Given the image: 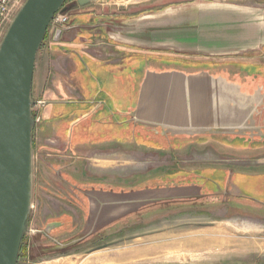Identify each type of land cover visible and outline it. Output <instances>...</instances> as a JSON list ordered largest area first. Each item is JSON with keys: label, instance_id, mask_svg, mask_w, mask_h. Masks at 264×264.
<instances>
[{"label": "crops", "instance_id": "0c3cea01", "mask_svg": "<svg viewBox=\"0 0 264 264\" xmlns=\"http://www.w3.org/2000/svg\"><path fill=\"white\" fill-rule=\"evenodd\" d=\"M179 1L126 0L127 5H134L125 7V11L108 13L101 22L96 18L103 15L102 8L91 5L105 6L107 1L73 7L70 17L76 20L65 27L58 44L71 48L73 67L68 78L74 92L83 89L93 92L97 82L103 84L101 92H109L113 78L123 81L121 73L116 74L111 70L103 73L98 65L99 60L110 58L115 53H119L120 58L128 53H144L151 55L156 62L170 53L180 58L187 57L186 54L194 57L202 54L203 58L216 61L241 59L249 64L255 59L254 56L248 54L239 58L235 55L264 46V8L248 4ZM92 34L104 39H96L98 42H95L90 38ZM67 57L49 56L46 67L39 69L43 86L49 65L56 72L57 80L66 77L62 64ZM82 63L87 71L83 70ZM93 63L97 64L92 67V72ZM218 67L194 70L185 67L142 68L135 88L134 105L119 112L123 116L119 122L124 125L120 133L133 142L120 140L116 143L109 138L92 142L97 143L93 146L114 140L107 144H118L123 153H128V147L134 146L135 150L131 149L130 152L174 155L188 146L213 145L226 136L233 140L240 137L245 142L256 140L252 132L256 110H264V92L258 88L257 73L250 69L242 73L244 70ZM36 72L37 61L34 76ZM103 74L105 79L111 78L110 82L101 80ZM94 82L96 87L93 86ZM65 87L64 82L53 84L57 95L63 94ZM54 91H49V99L45 98V92L41 98L45 101L41 112L43 126L44 119L50 114L51 118L66 114L49 109V105L62 104L60 100H54L58 98ZM98 103L100 107L104 106V102ZM90 108L70 110V142L73 148L89 143L84 128L87 123L92 124L91 120H87L95 113L94 110L90 112ZM129 125L137 127L136 132L129 134ZM63 137L67 138V134L64 133ZM241 151L246 155L255 153L245 144ZM82 152L72 149L71 166L54 168L58 178L56 185L50 188L51 184L47 182L41 184L47 188V191L42 189L45 195L41 192L39 197L41 227L37 228L36 215L30 213L31 232L24 241L23 258L19 257L18 264H176L179 255L217 262L223 261L226 256L234 262L235 251L239 252L244 243L235 240V224L230 229L223 223L228 224V221L240 220L241 217L261 220L254 214L246 213L248 209L234 204L247 198L257 212L264 210V199L258 193L251 192L253 180L264 176L262 162L243 167L223 164L187 167L176 162L148 167L145 162L135 165L126 163V169L125 165L119 166V179L114 181L112 174L85 176L87 171L83 170ZM127 166H132L133 171H129ZM54 193L57 203L55 212L60 210L56 215H52V206L47 201ZM208 206L213 208L212 215L193 217L189 213H181ZM31 212H34L33 209ZM200 217L212 223L205 226L191 223L193 219L201 220ZM141 221L152 225L143 233L135 234L132 241L122 239L120 244L111 247L81 251L87 242L96 240L93 236L100 231L111 229L103 238ZM81 223L82 228L79 226ZM41 229L50 231L43 232ZM68 240L72 248L62 253L56 252L67 247Z\"/></svg>", "mask_w": 264, "mask_h": 264}, {"label": "rangeland", "instance_id": "374dc122", "mask_svg": "<svg viewBox=\"0 0 264 264\" xmlns=\"http://www.w3.org/2000/svg\"><path fill=\"white\" fill-rule=\"evenodd\" d=\"M25 0L22 1V3ZM76 0H68L65 4L66 6H69V10L67 11L68 14V20L69 23L72 21H75L76 18L70 17L72 5L75 3ZM107 1V4L105 6H102L101 4H95L94 6L91 5V7H96L97 9L102 8V14L101 17H97L96 21L101 22L103 20L102 17L107 16L108 13H118L120 11H125V7H132L134 4H128L126 3V0H103L99 1L102 3H105ZM136 0H133V2ZM98 2V1H96ZM130 2V1H129ZM179 2H221V3H231V4H240L245 5L248 4L250 6H254L256 8H264V0H180ZM94 3V2H93ZM92 3V4H93ZM120 3H123L125 6H121ZM127 5V6H126ZM89 7V6H88ZM20 8V7H19ZM18 8V9H19ZM122 9V10H121ZM17 12V11H16ZM15 12V14H16ZM107 13V14H106ZM14 14V15H15ZM13 15V16H14ZM13 18V17H12ZM11 18V20H12ZM111 20V18L109 19ZM114 20H119L114 19ZM112 21V20H111ZM64 24L63 26H70V24ZM77 21L75 22V24ZM3 30V29H2ZM1 30V32H2ZM5 32V31H4ZM49 34L48 38L45 40V42H42L38 52H37V74L33 77V83H32V100L41 99L44 97L45 92V98L49 99L50 92L54 91L53 84L58 82H64L65 84V91L63 94H58L56 91L55 95H57L58 98H54V100H60L62 104H52L49 105V109L56 110L60 112L61 114L66 113L64 116H53L51 118V114L48 118L44 119V126L42 122H40L33 130V203L34 208L32 207L34 213L36 215L35 223L37 225V228L41 227V208L39 205V197L41 195V192L45 195L44 191H47V188L42 187L41 184L47 182L48 184L56 185L55 182L57 181V174L55 173L54 168H57L58 166L63 165H70L72 161V149L74 151L83 150L81 153L82 156V166L83 170L85 169V172L87 171V174L85 176H91V175H103L106 174L109 176V174H112V180L117 181L119 176L117 175V172L120 170L119 166L125 165L126 169V163L129 165H135L137 162L142 163L145 162L148 167H153L155 165H164V164H171L173 162H176L177 165L181 166H190V167H196L199 165H205V164H223L226 166L237 165L240 167L246 166V165H253L257 164V162L264 163V110H256V122L254 124V130L252 131L254 133V137H256V140H250L249 142H245L240 137H235L234 140L230 139V137L226 136L224 140H218L217 143H212L213 145H208L204 147L199 146H188L184 150L180 152H176L173 154L168 153H144L139 154L138 152H134L135 148L134 146H129L128 153H123L119 149L120 147L118 144H107L111 143L115 140V142H120V140H123L125 142L126 136L120 133V130H123L124 125L119 122V120L123 119V116L119 114L121 111H125L127 107H132L134 105L135 96H136V86L138 82V78L141 73L142 68H146L148 66H159L161 68L165 67H185L188 69H201V68H211V69H217V66L219 69H229L235 71V69L244 70L242 73H247L248 69L252 70V72L257 73V78L259 82L258 88L261 92H264V46L261 48H258L255 51L247 52L245 54H238L235 56L241 57H247L246 55L250 54L249 56H254L255 58L252 63L244 62V60L241 59H234L223 62V60H213V59H207L203 58L204 55L199 54L197 57L189 56L186 54L187 57L180 58L176 57L174 55L167 54L164 56H161L162 60L154 61V59H151V55L147 54H139L136 55L135 53H128L121 56L119 53H115L113 56H110V58H107L105 60H99L98 65L101 67V72H108L111 70V72H115L116 74L121 73L123 77V81H119L116 78H113V83L111 81V89H109V92L102 91V85H100L99 82H94L93 86L96 87V89L93 92H90L88 89H83V91H76V93L73 90L72 85L70 84V78H68V73L73 67L72 63V53L69 52L66 58V62L62 64V71L64 72L65 78H60V80L56 79V72L54 71L53 67L51 65L47 68V74H46V83L44 86L42 85V81L39 77V69L41 67H46V63L49 60V56L51 55H57V50L54 49L55 47H60L64 50L70 51L71 48H64L61 44H58L60 40L62 39L61 36L58 41H55L54 43H50L49 41ZM97 35L92 34L90 37L91 40L95 41L96 39L103 40L104 38H95ZM89 38V39H90ZM98 42V41H95ZM94 50V48H92ZM189 56V57H188ZM124 59L123 63L122 60ZM153 60V61H150ZM247 61V60H246ZM107 62L112 63L114 65H109ZM120 62L122 64H120ZM210 63L211 65H204V63ZM97 63H93L91 65V70L93 72L92 67H94ZM85 66V65H84ZM86 68V66H85ZM111 68V69H110ZM87 69V68H86ZM132 70H136L135 73H132ZM67 73V74H66ZM115 74V75H116ZM132 74L133 78H130V75ZM260 76V77H258ZM115 77V76H114ZM101 80H106L107 83L110 82L111 78L108 77L105 79V74H103V78ZM135 81V84L132 85V82ZM98 86L100 88H98ZM46 87H48L46 89ZM68 87V88H67ZM257 88V89H258ZM101 92V93H100ZM43 96V97H42ZM262 98L264 99V94L262 95ZM43 100V99H42ZM64 100V101H63ZM91 100V101H90ZM90 101V102H89ZM98 101L104 102V106L100 107V104ZM89 102V103H88ZM90 108V112L94 110V114L90 116L89 119H87L89 122L91 120V123H87V125L84 128L85 134L87 135V138L89 139V143H86L85 145L76 146L73 148L70 140L72 137H70L71 132V109L76 110H82L86 109L87 107ZM97 109V110H96ZM115 113V114H113ZM51 118V119H50ZM42 121V120H41ZM80 130L81 128L78 127ZM138 128L132 127L129 125V134L136 132ZM82 130V129H81ZM119 130V131H118ZM133 130V131H132ZM251 132V131H250ZM64 133L67 134V138L63 137ZM114 139L110 142H107L106 144H98L93 146L97 143H92L95 141H100V139ZM220 137H218L219 139ZM133 142L132 139H129V143ZM137 142L141 143L140 140H137ZM92 143V144H91ZM235 146H230L234 145ZM245 145L249 146V149L252 151H255V153L252 154H243L241 151L242 147ZM110 146V147H109ZM216 146V148H215ZM110 148V149H109ZM107 149V150H106ZM131 149H134L130 152ZM99 154V155H97ZM81 163V162H80ZM128 170L133 171L132 166H127ZM135 171V170H134ZM118 176V177H117ZM264 176H260L258 178H255L253 180L251 189L252 193L256 192L259 194V196L264 199ZM44 191H43V190ZM54 192V191H53ZM52 193V192H51ZM43 195V196H44ZM49 196V195H47ZM52 198H48L47 201H49L51 207L52 215H56L60 212H55V207L57 205L55 201V193L51 195ZM45 197V196H44ZM46 199V198H45ZM243 200L235 202L234 205H237L239 208L242 209H248L246 213L248 214H254L257 217H259L261 220L259 221H252L248 219V217H241L240 220L235 221H228V224H225V226H229L231 229V225L235 224V240H239L241 243L243 242L244 245L241 247L239 252L235 251V258L234 262L233 260L227 259L225 256V259L223 261H213L210 259L207 260H200L196 258H189L186 257L187 255H179L177 256V262L176 264H264V210L257 212L255 208L250 204L249 199L242 198ZM73 209H76L75 205L72 206ZM230 206L228 205L227 208ZM31 209V211H32ZM212 207H195L190 210H185L181 213H189L193 217L198 216L199 214H205V215H212ZM45 210V208H44ZM77 211V209H76ZM79 211V210H78ZM226 211V210H225ZM245 211V210H244ZM243 211V212H244ZM223 212V211H222ZM77 213V212H76ZM229 213H232L229 211ZM245 213V212H244ZM204 215V216H205ZM203 216V217H204ZM76 223H77V214H75ZM199 218V217H198ZM247 218V219H246ZM201 220L195 221L194 219L191 221L192 224L196 223L200 226L210 225L212 221L205 220L204 218H201ZM31 220V216L29 218V224ZM54 222V221H53ZM50 222V223H53ZM81 222V221H80ZM79 222V223H80ZM34 223V224H35ZM82 224V223H81ZM79 225L83 226L82 225ZM150 222H133L129 224V226L123 227L120 230H116L114 232H111L106 237L102 236L105 233H108L111 231L110 228L106 229L105 231H100L99 233L95 234L93 236V239H96L95 241L90 240L87 242L83 247H81V251L92 250L96 247H111L116 244H120L122 239L126 242H130L133 240V237L135 234L143 233L145 229H148L151 227ZM126 236V238H125ZM27 235H25L22 246L24 250V241L26 239ZM57 239L58 236L56 235ZM61 237V236H59ZM101 237V238H100ZM71 238V237H70ZM69 238V240H70ZM61 239V238H59ZM69 240L67 247L63 249L56 250L58 253H62L65 251H69L72 247V245H69ZM23 250L20 255V258H23ZM202 255V254H201ZM200 256V255H199ZM184 257V258H182ZM180 259V260H179ZM182 261V262H179ZM213 261V262H212Z\"/></svg>", "mask_w": 264, "mask_h": 264}, {"label": "water", "instance_id": "95a60500", "mask_svg": "<svg viewBox=\"0 0 264 264\" xmlns=\"http://www.w3.org/2000/svg\"><path fill=\"white\" fill-rule=\"evenodd\" d=\"M66 0H25L0 40V264H18L33 198L32 83L37 52ZM103 0H76L83 6ZM61 32L57 31L55 41Z\"/></svg>", "mask_w": 264, "mask_h": 264}, {"label": "built area", "instance_id": "2783aa9c", "mask_svg": "<svg viewBox=\"0 0 264 264\" xmlns=\"http://www.w3.org/2000/svg\"><path fill=\"white\" fill-rule=\"evenodd\" d=\"M22 1L23 0H0V40L2 39L4 31L6 27L8 26V24L10 23L11 18L13 17L15 12L18 10V8L21 6ZM68 17L69 16L67 13L57 12L56 14H54L53 18L50 21L48 29H47L49 36H51L49 37L50 43L55 42L54 38H55L57 31H60L62 35L65 29V26L63 25L68 23V19H69ZM44 105H45V101L40 98L35 101L33 100L31 110L35 118L34 130L35 128H37L36 126L42 120L41 112H42V108L44 107ZM30 232H31V228H28L27 234H29Z\"/></svg>", "mask_w": 264, "mask_h": 264}, {"label": "trees", "instance_id": "16d2710c", "mask_svg": "<svg viewBox=\"0 0 264 264\" xmlns=\"http://www.w3.org/2000/svg\"><path fill=\"white\" fill-rule=\"evenodd\" d=\"M67 1H68V0L65 1V4L67 3ZM75 3H76V1H75ZM68 22H69V20H68ZM71 23H72V22H71ZM71 23H69V24H71ZM47 38H48V32H46V35H45V38H44V41H43V42H45V40H46ZM54 49L57 50V52H55V53H57V55H67L69 52H71V50H70V51H68V49H67V50H64V49H62V48H60V47H57V48L55 47ZM86 63H87V62H86ZM82 65H83V63H82ZM83 70L87 71L84 65H83ZM135 71H136V70H135ZM135 71H134V72L132 71V73L134 74ZM130 78H133L132 74L130 75ZM133 83L135 84V81L132 82V85H134ZM33 147H34V144H33ZM22 250H23V246L21 245L20 255H21V253H22ZM23 253H24V250H23ZM20 255H19V257H20Z\"/></svg>", "mask_w": 264, "mask_h": 264}, {"label": "bare ground", "instance_id": "6f19581e", "mask_svg": "<svg viewBox=\"0 0 264 264\" xmlns=\"http://www.w3.org/2000/svg\"><path fill=\"white\" fill-rule=\"evenodd\" d=\"M261 16H263V15H261ZM166 237H167V236H166ZM194 237H195V236H194ZM176 238H177V237H176ZM179 238H180V237H179ZM195 238H196V237H195ZM204 238H205V237H204ZM201 239H202V238H201ZM210 239H211V238H210ZM171 240H172V239H171ZM173 240H174V239H173ZM192 240H193V239H192ZM195 240H196V239H195ZM218 240L220 241V239H218ZM221 240H222V239H221ZM183 241H184V240H183ZM190 241H191V240H190ZM200 242H201V241H200ZM215 242H216V241H215ZM215 242H214V243H215ZM222 242H224V241H222ZM177 243H178V242H177ZM187 243H188V242H187ZM204 243H205V241H204ZM214 243H213V244H214ZM194 244H195V243H194ZM201 244H202V243H201ZM198 245H199V244H198ZM187 246H188V245H187ZM202 247H203V246H202Z\"/></svg>", "mask_w": 264, "mask_h": 264}, {"label": "flooded vegetation", "instance_id": "af4514ba", "mask_svg": "<svg viewBox=\"0 0 264 264\" xmlns=\"http://www.w3.org/2000/svg\"><path fill=\"white\" fill-rule=\"evenodd\" d=\"M41 230H43V232H49L50 231V229H41Z\"/></svg>", "mask_w": 264, "mask_h": 264}]
</instances>
